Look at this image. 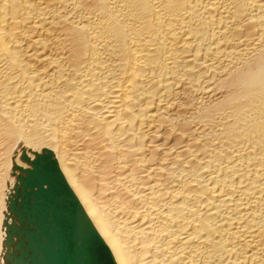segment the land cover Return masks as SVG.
Returning <instances> with one entry per match:
<instances>
[{
  "label": "bare ground",
  "instance_id": "bare-ground-1",
  "mask_svg": "<svg viewBox=\"0 0 264 264\" xmlns=\"http://www.w3.org/2000/svg\"><path fill=\"white\" fill-rule=\"evenodd\" d=\"M0 264H264V0H0Z\"/></svg>",
  "mask_w": 264,
  "mask_h": 264
}]
</instances>
